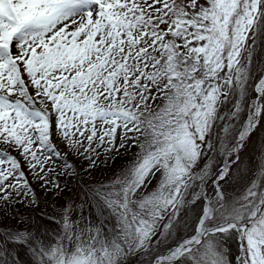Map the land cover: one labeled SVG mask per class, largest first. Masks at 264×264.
Wrapping results in <instances>:
<instances>
[{
  "label": "snow or ice",
  "instance_id": "6c2138e0",
  "mask_svg": "<svg viewBox=\"0 0 264 264\" xmlns=\"http://www.w3.org/2000/svg\"><path fill=\"white\" fill-rule=\"evenodd\" d=\"M260 133L264 0H0V264H264Z\"/></svg>",
  "mask_w": 264,
  "mask_h": 264
},
{
  "label": "rangeland",
  "instance_id": "374dc122",
  "mask_svg": "<svg viewBox=\"0 0 264 264\" xmlns=\"http://www.w3.org/2000/svg\"><path fill=\"white\" fill-rule=\"evenodd\" d=\"M261 136L264 137V133H260L259 134V139L261 138ZM262 141H264V138L262 139ZM257 140L255 138V141L253 142V145H251V148L250 150L248 151L247 153V156L248 157H253L255 155V147H256V143ZM248 150V149H247ZM246 161H247V157L244 158ZM84 162V161H83ZM116 162H118V159L115 161V162H110L108 165H103V168L101 170V172H105L106 170H108V174L105 176V177H102L103 179L110 176L112 174L113 171L117 170L119 167H121L125 162H126V158L125 159H122L119 164H115ZM115 164V165H114ZM246 166V162L244 163V165H242V167ZM100 173V172H99ZM101 174V173H100ZM94 177L96 179H101V175L97 174L96 170L94 171L93 173ZM100 176V177H98ZM63 184V183H62ZM74 184V183H73ZM73 193L71 191H65V192H62L59 196H55L57 197V200H49L47 201L46 203H44V201L41 199V201H43L40 205V212L44 213V212H47L48 213V216H53L54 214L58 213L59 210H60V206L68 201L70 198L73 197ZM42 210V211H41ZM39 214V213H38ZM48 221V220H47ZM49 225L50 226H54L53 224V221L52 220H49ZM227 250H230V254L231 255H235L236 252H237V245L235 242H230L228 243V246H227ZM134 252H138L136 250H134ZM132 253V252H130ZM146 257L144 256V258H142L140 261H136L134 264H145V261H146ZM129 264H133V263H130Z\"/></svg>",
  "mask_w": 264,
  "mask_h": 264
},
{
  "label": "trees",
  "instance_id": "16d2710c",
  "mask_svg": "<svg viewBox=\"0 0 264 264\" xmlns=\"http://www.w3.org/2000/svg\"><path fill=\"white\" fill-rule=\"evenodd\" d=\"M257 140V139H256ZM255 141V139H252V142L249 144V147L251 148V145H253V142ZM257 143V142H256ZM255 143V144H256ZM258 145L255 147V155L253 156V157H251L250 156V159H249V163H250V161H254L256 158H257V156H256V153L258 152ZM76 164H77V166L79 167V166H83L82 165V163H81V160H75V158L73 157V158H71ZM122 159H118V162H116L115 164H119V162L121 161ZM249 163H248V165H249ZM114 164V165H115ZM103 164H100L99 165V167L96 169V172H97V174H99V175H101V177L100 176H98V177H100L101 179H103L102 177H105L107 174H108V170H106L105 172H101V170H102V168H103V166H102ZM248 165H246V166H248ZM83 167H85V166H83ZM55 168H56V171H60L61 170V165L60 164H58V163H56L55 164ZM101 174H100V173ZM66 179H68L67 177H61L60 178V182L61 183H64L65 182V180ZM73 183H75V181H73ZM33 187H34V189L37 191V193H39V195H40V198L44 201V203H46L47 201H49V200H57V197H55L54 195H51V194H47V193H45L44 192V190L43 189H41L40 188V185H39V182H36V181H34L33 182ZM16 208L21 212V213H23L24 215H26V216H28V215H30V216H32V217H36V216H39V215H42L43 214V212L41 213L40 211L39 212H37V211H35L34 209H31V208H28V209H26L25 207H23V206H20V205H16ZM42 211V210H41ZM39 213V214H38ZM49 221V220H48ZM47 220H46V223L49 225V222H48ZM50 226V225H49ZM132 262V255L130 254V253H128L126 256H124V257H122V259H121V264H126V262ZM20 264H29V258L26 256V255H24L23 253L21 254V257H20Z\"/></svg>",
  "mask_w": 264,
  "mask_h": 264
}]
</instances>
